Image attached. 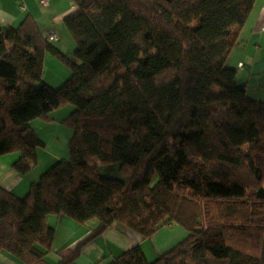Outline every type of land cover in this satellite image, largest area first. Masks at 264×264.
Masks as SVG:
<instances>
[{
    "label": "trees",
    "instance_id": "obj_1",
    "mask_svg": "<svg viewBox=\"0 0 264 264\" xmlns=\"http://www.w3.org/2000/svg\"><path fill=\"white\" fill-rule=\"evenodd\" d=\"M68 57L28 15L0 26V156L22 174L45 142L31 123L71 105L69 158L24 197L0 186V253L50 264L49 216L142 239L171 224L187 237L149 262L140 245L108 264H264V101L227 66L255 0H73ZM50 55L69 68L44 80ZM119 165L121 177L100 167ZM75 253L59 264H68Z\"/></svg>",
    "mask_w": 264,
    "mask_h": 264
},
{
    "label": "crops",
    "instance_id": "obj_2",
    "mask_svg": "<svg viewBox=\"0 0 264 264\" xmlns=\"http://www.w3.org/2000/svg\"><path fill=\"white\" fill-rule=\"evenodd\" d=\"M74 10L73 0H49L46 5L40 4L38 0H0V26L18 28L22 21L31 15L44 35L57 34V39L51 43L55 44L54 46L62 53L71 55V51L75 49V43L64 27L62 19ZM48 58L49 55L47 60ZM227 66L236 70V80L238 84L246 87L250 98L264 101V0H255L250 17L240 31L238 44L228 58ZM62 110L64 109L56 111L53 118L51 115L52 121L46 124L52 125L56 120V114ZM48 125L45 127H49ZM68 131L66 144L61 147L56 146L53 153L60 161L69 158L67 155L72 131ZM63 135L61 133V137ZM54 136L55 133H51L50 138L54 139ZM57 141H60V137H57ZM47 146L48 142L45 141V147ZM40 150H38L37 165L31 167L26 174L14 168L20 160V153L14 152L0 156V186L18 197H24L30 186L38 182L41 175L56 164H54L55 161L51 162L52 157L47 156L45 168H40L42 162ZM47 223L54 229L53 249L46 256L50 264H59L64 258L74 253L75 256L68 264H108L136 245L142 247L150 262L161 253L164 254L171 243V239L165 236V233L160 234L165 226L159 228L150 239L146 240L142 239L135 230L112 226L92 241L84 242L98 227V221L91 220L88 223L79 224L68 217L49 216ZM168 226H173V224ZM0 264L24 263L2 252L0 253Z\"/></svg>",
    "mask_w": 264,
    "mask_h": 264
},
{
    "label": "rangeland",
    "instance_id": "obj_3",
    "mask_svg": "<svg viewBox=\"0 0 264 264\" xmlns=\"http://www.w3.org/2000/svg\"><path fill=\"white\" fill-rule=\"evenodd\" d=\"M49 34H52V33H49ZM49 34H47V35H49ZM47 35H46V38H47ZM74 50L71 51L72 52L71 55H73ZM71 55H67V56L70 57ZM47 56H48V54H47ZM47 56L45 59L44 80L51 87L59 88V87L63 86V84L69 79V77H70L69 68L66 65H64L62 62H60L58 59L54 58L53 56L49 55V58L47 60ZM66 107L61 108L64 110L59 111L56 114V116H55L56 120L53 122L52 125L46 124V121H43V120H35L31 123L33 129H35L36 134L44 142L45 141L48 142L47 148L46 147L44 149L40 148L41 150L39 151L41 161H42L40 168H45L47 156L52 157L51 162L55 161L54 164L57 163L58 161H60V160H58V157L56 155H54L53 153L56 150V146L61 147L62 145L64 146L66 144V141H67V136H66L67 134L66 133L69 132L68 130H71V129L66 124H64L63 121L65 118H67L71 114L70 111L74 110V107L71 105H68ZM58 110H60V109H58ZM58 110H56V111H58ZM56 111L53 112L52 118L54 117L53 115ZM45 125H48L49 127H45ZM51 133L52 134L55 133V136L53 137L54 139L50 138ZM61 133H62V135L64 134L63 137H61ZM57 137H60L59 142L57 141ZM67 156L69 157V149H68V155ZM56 157H57V159H56ZM100 172L104 176L121 177L118 164L101 166ZM95 221H97V220H95ZM162 233H165L164 235L165 236L167 235V237H169L171 239V241H170L171 243L168 245L167 249L164 252L171 250L172 248H174L176 245H178L180 242H182L187 237L186 230L181 225H178V224H173V226H165V228H163L161 230L160 234H162ZM156 243H157V241H156ZM146 257H147V255H146ZM147 259L149 261L148 257H147ZM150 260H152V259H150ZM150 262H152V261H150Z\"/></svg>",
    "mask_w": 264,
    "mask_h": 264
},
{
    "label": "built area",
    "instance_id": "obj_4",
    "mask_svg": "<svg viewBox=\"0 0 264 264\" xmlns=\"http://www.w3.org/2000/svg\"><path fill=\"white\" fill-rule=\"evenodd\" d=\"M39 1V3L40 4H42V5H46L48 2H49V0H38ZM48 41H54V40H56L57 39V34H54V33H52V34H49V35H47V38H46Z\"/></svg>",
    "mask_w": 264,
    "mask_h": 264
}]
</instances>
